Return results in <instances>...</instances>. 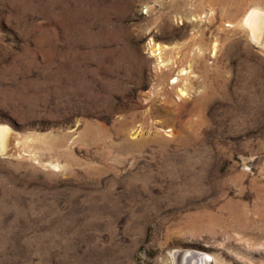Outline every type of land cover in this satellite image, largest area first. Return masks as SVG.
I'll use <instances>...</instances> for the list:
<instances>
[{
    "label": "rangeland",
    "instance_id": "1",
    "mask_svg": "<svg viewBox=\"0 0 264 264\" xmlns=\"http://www.w3.org/2000/svg\"><path fill=\"white\" fill-rule=\"evenodd\" d=\"M198 2L0 0V264H264V48Z\"/></svg>",
    "mask_w": 264,
    "mask_h": 264
},
{
    "label": "bare ground",
    "instance_id": "2",
    "mask_svg": "<svg viewBox=\"0 0 264 264\" xmlns=\"http://www.w3.org/2000/svg\"><path fill=\"white\" fill-rule=\"evenodd\" d=\"M197 1H199V5L207 3L213 11L221 12V20L224 17L231 25V28L227 29L228 33L231 32L233 34L245 36L249 38V41L253 43L252 45L264 48V6L260 5L257 2L258 0H250L249 3L246 2L247 4H245V0H196V2ZM158 3L160 8L176 7L180 5L182 6V8L186 9L187 14H191V11L187 9L189 0H169L167 1V3L165 2V0H158ZM243 4H245V6ZM242 6H244V8ZM199 9L201 8H195L194 13ZM157 48L159 49V47ZM178 81L179 80L177 79L174 83H179ZM160 92L161 94H165L166 97L169 94V92H166V90L163 88H161ZM6 133V128L0 127L1 153L4 151ZM6 154L7 153H5V155ZM192 253L193 251L176 252L175 259L178 264H199V261L202 259L197 258Z\"/></svg>",
    "mask_w": 264,
    "mask_h": 264
},
{
    "label": "water",
    "instance_id": "3",
    "mask_svg": "<svg viewBox=\"0 0 264 264\" xmlns=\"http://www.w3.org/2000/svg\"><path fill=\"white\" fill-rule=\"evenodd\" d=\"M192 254H194L197 258H201L202 259V260L199 261L200 262L199 264H213L212 260H210L212 258L209 255L205 254V253L193 252Z\"/></svg>",
    "mask_w": 264,
    "mask_h": 264
}]
</instances>
